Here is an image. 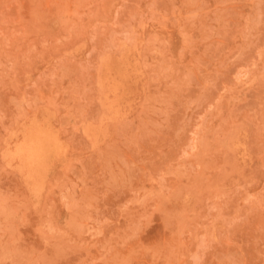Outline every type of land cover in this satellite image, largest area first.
Wrapping results in <instances>:
<instances>
[{"label": "rangeland", "instance_id": "374dc122", "mask_svg": "<svg viewBox=\"0 0 264 264\" xmlns=\"http://www.w3.org/2000/svg\"><path fill=\"white\" fill-rule=\"evenodd\" d=\"M0 264H264V0H0Z\"/></svg>", "mask_w": 264, "mask_h": 264}, {"label": "bare ground", "instance_id": "6f19581e", "mask_svg": "<svg viewBox=\"0 0 264 264\" xmlns=\"http://www.w3.org/2000/svg\"><path fill=\"white\" fill-rule=\"evenodd\" d=\"M127 54H128V53H127ZM122 57H123V56H122ZM126 60H127V59H126ZM114 61H115V60H114ZM114 61H113V62H114ZM116 61H117V58H116ZM117 62H118V61H117ZM117 62H116V63H117ZM123 62H124V61H123ZM128 62H129V61H128ZM114 63H115V62H114ZM118 63H119V62H118ZM124 63H125V62H124ZM111 64H112V63H111ZM111 64H110V65H111ZM104 66H105V65H104ZM115 66H116V65H115ZM122 66H123V65H122ZM113 67H114V66H113ZM124 67H125V66H124ZM129 67H130V64H129ZM118 68H119V67H118ZM120 68H121V66H120ZM120 68H119V69H120ZM126 68H127V67H126ZM106 70H108V69H106ZM110 70H111V69H110ZM130 70H131V69H130ZM103 71H104V70H103ZM104 72H107V73H108V71H104ZM104 72H103V74H104ZM120 72H121V71H120ZM126 72H127V71H126ZM128 72H129V70H128ZM112 73H113V72H112ZM117 73H118V71H117ZM122 73H124V72L122 71ZM124 74H125V73H124ZM130 74H131V73H130ZM106 75H107V74H106ZM112 75H113V74H112ZM127 75H128V74H127ZM113 76H114V75H113ZM119 76H121V74H120ZM121 78H123V77H121ZM121 78H120V79H121ZM127 78H128V77H127ZM106 79H107V78H106ZM112 79H113V77H112ZM124 79H126L125 76H124ZM104 80H105V77H104ZM113 80H115V79H113ZM106 81H108V79H107ZM109 81H110V80H109ZM123 81H124V80H123ZM102 82H104V81H102ZM116 82H117V80H116ZM117 83H118V82H117ZM119 83H120V82H119ZM106 84H107V83H106ZM108 84H109V83H108ZM111 84H112V83H111ZM112 85H113V84H112ZM120 85H121V84H120ZM120 85H119V88H122V87H120ZM114 86H115V85H114ZM117 86H118V85H117ZM125 86H126V85H125ZM123 87H124V86H123ZM114 88H115V87H114ZM116 88H117V87H116ZM116 88H115V89H116ZM128 89H129V88H128ZM108 90H109V89H108ZM109 91H110V90H109ZM124 91H125V90H124ZM111 92H115V90L113 89V91H111ZM121 92H122V91H121ZM106 94H107V92H106ZM124 94H127V93H124V92H123V95H124ZM116 95H117V94H116ZM121 95H122V94H121ZM113 96L116 97L115 95H113ZM113 96H111V97H113ZM117 96H118V95H117ZM124 96H125V95H124ZM118 97H119V96H118ZM120 97H121V96H120ZM118 99H119V98H118ZM121 100H123V98H122ZM119 101H120V100H119ZM108 102H109V100H108ZM114 103H115V102H114ZM116 103H117V102H116ZM120 104H121V102H120ZM112 105H113V104H112ZM112 105H111V106H112ZM109 109H111V107H109ZM114 112H115V111H114ZM114 112H113V113H114ZM93 130H94V129H93ZM95 131H96V130H95ZM87 132H88V131H87ZM84 133H86V132H84ZM86 134H87V133H86ZM89 134H91V133H89ZM93 134H94V131H93V133H92L91 135H93ZM91 135H90V136H91ZM87 136H88V134H87ZM47 137H48V136H47ZM92 137H93V136H92ZM92 137H91V138H92ZM47 139H48V138H47ZM25 147H26V146H25ZM27 149H28V148H27ZM17 151H18V150H16V152H17ZM57 152H58V151H57ZM57 152H56V153H57ZM25 155H26V154H25ZM27 157H29V156H27ZM53 158H54V157H53ZM38 161H40V160H38ZM42 161H43V160H42ZM32 162H33V161H32ZM56 162H57V161H56ZM41 164H44V163H41ZM41 164H40V166H41ZM38 166H39V165H38ZM41 167H42V166H41ZM41 167H40V168H41ZM44 167H45V166H44ZM42 168H43V167H42ZM42 168H41V169H42ZM46 168H47V167H46ZM38 169H39V168H38ZM41 169H39L38 171L42 172ZM43 169H44V168H43ZM43 169H42V170H43ZM44 171H45V170H44ZM40 172H39L38 174H40ZM31 174H32V172H31ZM38 174H37V175H38ZM43 175H44V174H42L41 176H43ZM41 176H40V178L42 179ZM36 178H37V177H36ZM36 178H35V179H36ZM40 178H39V180H40ZM34 181H35V180H34ZM34 181H33V184H34ZM42 181H43V180H42ZM38 183H39V181H38ZM40 183H41V182H40ZM40 183H39V184H40ZM33 184H32L31 186H33ZM38 187H39V186H38ZM39 188H40V187H39Z\"/></svg>", "mask_w": 264, "mask_h": 264}]
</instances>
